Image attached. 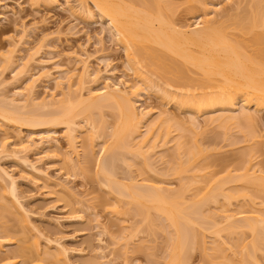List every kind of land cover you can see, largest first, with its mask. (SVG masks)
I'll list each match as a JSON object with an SVG mask.
<instances>
[{
	"label": "rangeland",
	"instance_id": "1",
	"mask_svg": "<svg viewBox=\"0 0 264 264\" xmlns=\"http://www.w3.org/2000/svg\"><path fill=\"white\" fill-rule=\"evenodd\" d=\"M55 1L56 4L52 5L47 0H0V103L10 109L14 104L17 108L25 106L24 89L32 78L37 82L32 96L34 103L26 105L30 106L27 107L29 112L32 109L37 111L45 100L56 97L59 101L62 97L59 94L67 93L68 85L77 91V84L83 76L84 96L88 91L103 90L106 85H117L127 90L139 88L140 100H137L136 107L140 112L150 113L142 128L143 134L153 123L167 117L173 118L171 134L169 138L164 134L160 139L156 138L157 147L149 153L148 165L144 167L140 164L142 159L137 161L133 157L134 149L130 147L124 148L125 151L115 149L117 156L113 154L116 158L103 152L104 146L109 149L113 144L111 132L118 122L114 107L94 110L93 116L88 118L87 115L77 117L78 160L70 154L63 125L52 130L49 127L51 131L48 127L46 130L21 127L19 131L12 126L0 128V175L3 172L14 180L16 195H19V200H16L8 193L5 195L0 188V240L6 242L0 249V264L167 263L172 252L170 238L175 229L168 226L163 215L151 209L150 218L142 209L137 212L133 206L137 204H131L128 196L122 198L115 187H108L105 176L97 168L100 161L108 164L116 183L114 186L131 190L136 188L132 187L135 183L138 186L147 183L168 193L181 192L186 203L183 206L198 200L200 194L201 197L208 194L206 191L212 186L219 188L222 193L217 200L207 202L201 208L207 218L201 217L198 221L203 227H199L198 222L191 226L197 240L187 249L188 253L185 250L189 263H185V255L184 264H226L228 260L230 264H240L242 260L249 264H264L263 226L254 235L243 228H236L241 232L233 229L235 233L228 235L225 230L228 222L224 219L225 214H234L235 219H240L251 213H264L263 192L238 182L247 168L257 175L264 174V112L256 113L251 105L250 112L255 115L253 120L225 129L220 127L219 121L212 122L211 116L216 118L228 114L227 111L199 116L177 109L170 97L162 98L164 93L160 92V86L177 93H184V88L190 87L202 93L204 87L200 91L198 87L204 84L200 81L203 76L196 68L187 66L165 50L164 53L156 45H150L151 51L147 48L149 51L144 53L146 59L144 54L139 57L138 61L143 63L138 62L134 66L104 21L98 17L88 21L82 15H74L80 12L81 0ZM130 1L125 2L132 6L133 11L136 7L142 9L136 8V11H143L147 1H153V4L156 1L169 21L173 20L178 28L188 27L189 30L197 27L207 11L211 13L220 4L222 11L219 18L215 17L222 19L220 23L227 28L225 32L234 36L233 40L236 38L235 44L246 47L251 56L257 53L255 60H263L264 63V58L258 57V50L264 48V28H251L261 25V22L264 26V0H241L243 2L237 11H231L228 0ZM89 4L92 8L93 5ZM140 4H145V8ZM154 49L161 51L156 53L157 56L158 53H168L165 59L159 56L164 59V65L152 54ZM12 50V62H3ZM147 53L153 55L149 57L151 60L147 59ZM141 58L145 60L141 61ZM175 66L180 72L175 71ZM139 71L154 81L156 89L148 90L139 83ZM17 92L24 95L18 96ZM243 106L244 103L238 100L236 112H240ZM21 109L28 111L25 107ZM80 110L81 106H77L76 111ZM49 111L53 112L45 110ZM92 120L98 127L104 124L106 129L100 128L104 133L100 137L94 135L93 139L89 126ZM70 156L76 162L75 167L66 162ZM181 163L187 168L182 173L177 172ZM237 192L241 196L233 194ZM226 194H233L235 198L225 201ZM15 204L23 207L21 212ZM22 217L28 221L23 222ZM215 232L219 235L216 236ZM254 242L258 243L256 251L251 246ZM57 246L66 250V258L62 262L55 261L48 254L54 253ZM32 256L36 257L35 262L29 263Z\"/></svg>",
	"mask_w": 264,
	"mask_h": 264
},
{
	"label": "bare ground",
	"instance_id": "2",
	"mask_svg": "<svg viewBox=\"0 0 264 264\" xmlns=\"http://www.w3.org/2000/svg\"><path fill=\"white\" fill-rule=\"evenodd\" d=\"M125 1L127 0H124V1L123 0H81L80 12L77 13L75 11L76 14L74 13L73 14L77 16L82 15V17L86 18L88 21L94 20L95 17H98L99 19L104 21L108 25L107 29L117 38L118 43H120L123 46L126 52L127 60L131 64L134 63L133 64L134 66L138 65L137 63L139 62L138 61L139 57L143 56L145 51L150 48V45L151 47L152 45H156V46H159V47H156V48H159V50L161 49L162 51L165 50L168 53H171L172 55L183 60V62L188 64L187 66H192L194 69L196 68V70L200 72L198 74H201V76H203L202 78L203 80H200V81L201 83H204V84L198 87L199 91L204 87L202 89L203 90L202 93L197 92L196 91L197 88L196 89L195 88L193 89L191 87L184 88L186 89L184 93H181L182 91L180 93H177V92L169 90L168 87L160 86L161 87L160 92L163 91L164 93L162 98L170 97L173 100V104L175 103L174 106L177 109L184 111V112H187V111L193 112L199 116L203 114L213 115V113L217 111H227L228 114H225V115H222L216 118H212L211 116L212 122L219 121L220 127L225 128V129L239 122L244 125L245 121L248 122V121L253 120L255 118V115L250 112L251 105L252 107L255 108L256 113L264 112V63H263V60H260L261 62H259L257 58L256 59L258 61L255 60L254 57H255V54L257 56V53H255L254 56H251L247 50L249 56L251 57L250 58L246 52L247 48L240 46L239 43H238L239 45L235 44L233 41L236 40V38L233 40L232 37L234 38V36L231 37V35L228 34L229 32L228 33L225 32V29L227 28L223 27L224 24L222 22L220 23L222 19L220 20L216 18L220 15V12L222 11L221 10L222 7L219 3H218L219 4L218 6H215L214 9L211 10V13H207L209 12L207 11L204 14L203 16L204 18H201L202 20L200 23L197 24L196 28L194 29L191 28L189 30L188 27L186 29L185 27L178 28L176 27L177 24L175 26V22L173 20L169 21L168 19L170 18L168 19L166 18V16L164 15L165 11L162 12L161 10L162 7L160 8V6L156 4V1H154V4H153V1L152 3L147 1L146 8H145V4L143 6L140 4L142 8H145V10L143 9V11H140L142 9L139 7L138 8L140 10L136 11L137 7L135 6V4L131 3L136 7L134 8L135 11H133V8L131 9L132 6L130 4H127ZM228 1L230 2L231 11L239 10V7L243 2L241 0L239 1L238 0H228ZM47 2L52 5L56 4L55 0H47ZM129 2H132V1L129 0ZM89 3L93 5L92 8L89 6L90 5ZM212 16L213 17L216 16V17L212 18ZM227 16L229 17L230 15H227ZM216 24H220L221 26L218 27V25ZM262 25L263 24L261 22V25H255V27H251V28L254 29V28H257L258 26H260L261 28L262 27L264 28V26ZM147 45L149 47H147ZM263 49L262 48L259 49L261 51L258 50L259 58L260 57L264 58ZM149 50L151 51V49ZM12 52L13 50L7 56H5V59L3 60V62L4 61L9 62V63L12 62L11 61L13 59L12 54L14 53ZM153 52L154 53L152 54H154L155 58L156 57L159 58V56L160 57L163 56L162 58L165 59L166 57H168V56H165L168 53L164 55L158 53V56H157L156 55L157 52L161 53V51H158L157 49L156 51L154 49ZM144 55L146 59V54ZM147 55H148L147 59H150L153 56V55L152 56L149 55L148 53ZM172 57L173 56H171V58ZM143 58H141L140 60L142 61ZM162 58H159L160 59L159 61L160 63H162V65H164V62H162L164 61V59L161 60ZM175 60H177V58ZM181 60L179 61L181 62ZM176 62H178V60ZM181 64L183 63L181 62ZM176 67L177 66H175V71L176 69L177 70L179 69ZM87 71L88 70H86L85 73H88ZM138 74H139L138 78L140 80L139 83H141L142 85H145L148 88V90L153 91V89H156L154 86L156 84L149 76H143L145 74L142 71H139ZM68 77L70 79V76ZM180 77L182 76L180 75ZM82 78L83 76L80 78L79 84H77L78 85L77 91L74 92L72 89V85H68L69 86L68 92L67 93L61 92L59 95L62 97L59 101H56V97H52L49 101L45 100L44 102L41 103L40 110L37 108V111H33L32 109L29 112L28 110L29 108L27 107L31 106L30 102H32V104L34 103V98L32 96H33V92L35 89V83H37L36 79L31 78L30 81L28 80L29 83L27 82L28 84H26V88L24 89L26 93L25 94L26 97H24V99L27 98L26 100H24L26 101L24 104L25 106H22V105L20 106L18 104V106H20L19 107L20 109H19L17 108V106L14 107L15 105L14 104L12 105V109H10V107L7 108L5 104L3 105L0 103V128L2 129V127L4 128V126H12L14 127V129H17L19 131L21 127H27L30 129L31 128L41 129L42 128V130L43 128L46 130L47 129L46 127H48V130H50L49 129L50 127L52 130L53 127H54L53 129H55V127L59 125H63L65 126V129H66V133L64 136L66 138L69 150L71 152L70 154L71 156L74 155L76 160H78L77 158H79V154L77 151V142H76V136H75V132H76V129H75L76 121L75 120L77 119V117H80V116L82 117V115H85V116L87 115V118H88L89 116H93L92 112L94 110L102 109L107 106L110 108L114 107V109L117 110L115 113H118L116 114L118 118V122H117V126L115 127L114 131L112 130L111 132L112 133L111 139L113 140V144L111 145V147L109 146L110 147L109 149L103 145L104 146L103 152L104 153L108 152L109 154L114 155L113 153H115L114 151L115 149L120 148L125 151L126 148L130 147L134 149L133 157L137 159V161H138V158L140 160L142 159V163L140 164H143L142 166L147 167L149 153L154 152V150L157 147L156 138L159 137L160 139L162 134L166 135V137L169 138L171 134L170 128L172 126L171 124H173V118L167 117V118H163V119L156 121L155 123H153V125H151V127L147 128L146 131L143 130L145 131V133L143 134L142 128L144 127L146 119L149 118L148 116L150 113L147 111L140 112V110H138L136 107L137 100H140V94H139L140 89L139 88H133V89L127 90L124 88L122 89L117 85L116 86L114 85V87L106 85L103 90L95 91V92L88 91V95L84 96V84L85 83L82 82ZM37 80L39 81V79ZM17 94L18 96L24 95V93L20 94L18 92ZM238 100H241L244 103V106H243V109L237 113L235 110V107H236ZM24 101L22 102L24 103ZM26 104L30 106H27ZM77 106H81L80 111H76ZM22 107H25L26 108L25 110H28V111L24 112L23 111L24 108L21 109ZM45 110L47 111L53 110V112H50V111L45 112ZM87 118H85V120ZM93 122H90V125H89L92 130V134H90V137L92 139L94 135H97V137L102 136L104 132L103 131L101 132L100 128L105 127L103 123L102 124L104 127L103 126L98 127L99 125L97 126V124ZM106 135L107 133L105 134V136ZM152 139H153V142H150ZM164 139H167V138H164ZM107 141L108 140H106L105 143H107ZM115 155L114 157L116 158L117 155L116 156ZM71 156L67 159L66 162L68 163L69 166L75 167L76 162H74L75 160ZM98 164H97L98 165L97 168H99V171H101L102 175L105 176L104 178L108 183L106 184L109 185L108 187H115L117 189L118 194L121 197L128 196V198L131 200V204L132 203L137 204V206L133 205L135 206V208H137V212L141 211L142 209L147 213V217L150 218L151 214H149V212L151 209V211L157 214L163 215L168 223V226L170 228L173 227L175 229V234L172 233L173 236L170 238L171 239L170 244H172V246L170 247L172 248L171 249L172 252H170V249H169V252L171 254L168 255L169 258L166 264H184V259L186 260L185 263H187L188 261L187 254H186L188 253L187 249H189L190 245L192 244V242H194V240L195 241L197 240V238L193 236L195 233L192 234L193 229L191 226L192 224L195 226L196 222L200 221L203 217H204L203 219H207L204 216L205 214H202L204 210L202 211L201 208H203L204 204H207V202L209 204L210 201L213 202L217 200L218 196H220L222 193L219 190V188L214 189L215 186L214 187L212 186L213 188L212 190V188L210 187L211 190L206 191V193L208 192V194H205V196L203 197H201L200 193H197V194H200V198L196 201H193L192 203H188L189 205L190 204L192 205L190 206L186 205L188 206L186 207V206H183L186 203L184 201V195L181 192L168 193V191L164 190L161 187L155 188L147 183H146L147 185L145 184V185H140V186L136 185L135 183L134 184L135 186H132V187L133 188L136 187V188L131 189V190L124 189L119 186H114L116 183L112 179L113 175H112V172L109 170V167L106 161L105 162L100 161ZM182 165H183L182 163L179 165L177 172L182 173L186 171L187 168L185 169L184 167H182ZM110 168L112 167L110 166ZM2 174L4 173L1 172V175H0L1 191H3L4 194L8 193L16 200H19V198L17 197L19 195H16L17 189L15 187L14 180L11 179L7 174H4V175ZM5 177L9 179L7 180ZM238 182H240V184L242 185L245 184L244 185L245 187H248L251 189L253 188L255 190L257 189L260 192H263L264 194V174L257 175L255 172L251 171L250 168H247L246 171L240 175ZM115 188L113 190H115ZM233 194H235V196L237 195L238 197L239 195L241 196V194H239L238 192L237 194L236 193H233ZM233 194L232 195L226 194L224 198L225 201H229L233 197L235 198ZM226 203L230 204V202H226ZM20 204L14 205L19 212H21V209L23 208ZM228 204H225V205L227 206ZM263 214L251 213V215L247 217L244 216L240 219H235L236 216L234 214L233 215L225 214L224 219L225 221L228 222L227 224L229 227V229L228 227H226L225 230L227 229V232H229L228 233L229 235L230 232L235 233L236 228L237 229L243 228L246 231L247 229L250 230L252 234L254 235L255 233H257L258 229H262L260 227L263 226L264 228V215ZM145 217H146V214H145ZM26 219L27 218H24L23 222H25ZM27 221L28 220H26V222ZM199 224H197L199 227H203L201 226V224L200 225ZM233 229H235V231ZM217 231L222 232L218 229ZM237 231H240V230H237ZM217 235L219 234L217 233L216 236ZM256 242H254V244L252 245L250 244L252 246V249L255 251L257 250V244H258V243L256 244ZM4 244H6L5 240L4 239L0 240V249L4 247ZM55 250L56 251L54 253H48L49 256L57 262H62L66 258V254H65L66 250L58 246L55 248ZM185 250H186V253H184ZM249 253L251 252L249 251ZM185 255L186 257H184L183 259V256ZM254 256H255V252H254ZM35 259L36 257L32 256L28 262L34 263ZM228 261L230 262V260ZM229 262L227 263L230 264L231 262L230 263ZM240 264H249V263L246 262V260L245 261L242 260ZM250 264H253V262L252 263L250 262Z\"/></svg>",
	"mask_w": 264,
	"mask_h": 264
}]
</instances>
